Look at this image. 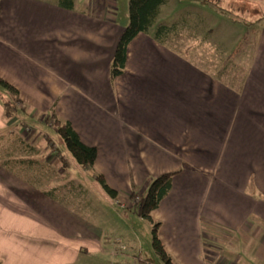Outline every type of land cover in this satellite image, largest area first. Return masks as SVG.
Instances as JSON below:
<instances>
[{"label": "crops", "instance_id": "obj_1", "mask_svg": "<svg viewBox=\"0 0 264 264\" xmlns=\"http://www.w3.org/2000/svg\"><path fill=\"white\" fill-rule=\"evenodd\" d=\"M127 24L128 0H0V79L29 118L53 113L96 150L93 167L77 170L101 177L123 210L174 174L151 217L177 264H264V22L239 77L228 68L236 56L216 66L207 41L209 55L189 58L139 34L112 81ZM17 169L0 166V264H77L89 248L116 256ZM65 184L64 195L86 196Z\"/></svg>", "mask_w": 264, "mask_h": 264}, {"label": "rangeland", "instance_id": "obj_2", "mask_svg": "<svg viewBox=\"0 0 264 264\" xmlns=\"http://www.w3.org/2000/svg\"><path fill=\"white\" fill-rule=\"evenodd\" d=\"M167 1L168 6L157 24L171 25L178 18L188 14L192 16L194 22L198 21L197 16L201 17L203 20L201 24L205 27L204 33L201 34V40L206 38L208 48H211V53L216 56V66H222L223 63L219 61L229 55L236 46H239L240 51L228 68L234 69L233 71L236 72L233 73L237 77L240 73L243 74L246 57L253 51V45H251L254 41L253 30L258 27L257 24H252L250 21H255L257 18H253L258 15L264 18V0L261 5L255 0H212L213 5H201L191 0ZM262 21L264 22V19ZM243 36L246 38L244 39ZM200 52L209 55L205 47H200ZM191 55L188 53L189 58ZM202 60L206 62L205 59ZM224 80L233 84L237 79ZM48 116L29 118L18 115L16 119L5 122V128L1 130L4 133V142L0 143V150L6 151L14 159L32 155V152L25 151L16 145V139L20 137L24 141L23 143L35 149L37 157L33 159L48 171L54 169L55 183L62 185L64 181L61 178L64 177V174H59L62 170L59 157L62 155L70 164L71 160L65 153L54 127L51 123H45ZM0 157V162H2L1 154ZM88 176L87 172H79L73 166L68 172V178L76 186L81 184L84 188L82 192L85 191L86 196L80 197L77 195L78 191L73 190L70 197L68 194L70 191L65 195L62 191L56 194L60 202L56 200L55 203L64 204L63 207L70 212L69 216L65 210V218L67 216L69 219L73 218L76 221L75 224L80 226L81 222H84L82 225L87 226V229H84L95 236L100 232L104 248H110L111 251L116 248V251H119L114 257L113 253L104 255L89 248V253L85 254L77 264H161L152 248V226L147 221L138 218L133 210H123L121 203H116L115 200L107 196L99 183ZM88 182H93L94 186H88ZM57 216L62 218L63 212L60 215L58 212ZM115 233L122 234V240L120 237L114 236ZM175 264L177 263L175 262Z\"/></svg>", "mask_w": 264, "mask_h": 264}, {"label": "trees", "instance_id": "obj_3", "mask_svg": "<svg viewBox=\"0 0 264 264\" xmlns=\"http://www.w3.org/2000/svg\"><path fill=\"white\" fill-rule=\"evenodd\" d=\"M191 1L201 5L214 4L212 0ZM60 3L71 7L72 0H60ZM167 5V0H128V24L120 36L110 67V78L112 81L123 74L126 65L128 45L139 34L150 36L158 44L166 46L177 53L182 52L184 55L190 52H197V49L200 50V47H204L206 38H202L201 40V34L204 33L205 27L201 24L203 20L199 16H197L198 21L196 22L188 14L178 18L171 25L157 24L163 9ZM255 18H257L255 21H250L252 24H261L264 19L260 16L254 17L253 19ZM243 38L245 39L246 36H243ZM239 51V46H236L228 55L227 60L233 59ZM20 104L21 102L16 89L0 79V106L3 111L4 122L16 119L18 115L27 116V113L19 108ZM45 123H51L54 127L56 134L62 142L65 153L71 160L70 164L62 155L59 157V164L64 174L61 180L64 183L68 182V185L72 188L73 181H70L68 178L69 170L73 166L80 170L91 169L96 159V150L83 145L69 123L59 121L53 113L47 117ZM3 138L4 133L0 131V143L4 142ZM23 142L20 137H17L16 145L25 151L32 152V155L14 159L6 151L0 150V154L2 155L0 166L7 167L10 171H13V168H18L19 170L17 169V171H20V173H11L18 177L23 176L22 180L27 181L33 186H36L37 183L40 187L43 185L49 187V189L43 190L45 191L44 194L54 198V195L66 188V184L63 186L56 185V180L54 179L56 176L55 170L51 169L48 171L39 165V162L33 159L37 157L35 149ZM173 176L174 174L161 175L150 183L143 195L137 196L132 193L130 196L134 203L133 212L138 218L147 221L152 226V248L161 264H175V262L165 251L158 238L160 225L153 221L151 213L159 207L162 200L168 195ZM95 181L99 183L107 196L112 200L116 199L117 193L109 189L101 177L97 176Z\"/></svg>", "mask_w": 264, "mask_h": 264}, {"label": "built area", "instance_id": "obj_4", "mask_svg": "<svg viewBox=\"0 0 264 264\" xmlns=\"http://www.w3.org/2000/svg\"><path fill=\"white\" fill-rule=\"evenodd\" d=\"M145 264H148V263H145Z\"/></svg>", "mask_w": 264, "mask_h": 264}]
</instances>
